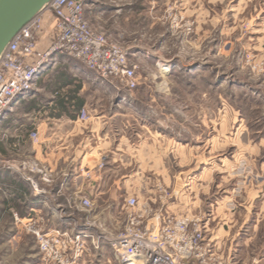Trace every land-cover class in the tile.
Returning a JSON list of instances; mask_svg holds the SVG:
<instances>
[{
    "label": "crops",
    "instance_id": "0c3cea01",
    "mask_svg": "<svg viewBox=\"0 0 264 264\" xmlns=\"http://www.w3.org/2000/svg\"><path fill=\"white\" fill-rule=\"evenodd\" d=\"M186 2H175L179 11L187 10ZM103 12L99 0H94L85 9L84 16L86 19L90 14L100 16ZM210 16L213 18L212 9ZM49 25L50 20L44 26L46 31ZM49 41L46 39L43 46H47ZM80 66L74 60L56 58L37 78L28 96L11 106L0 120V163L34 159L57 176L51 189L42 196H34L28 183L16 179V174L1 172L0 190L4 187L3 191L8 193L11 201L4 204V210L10 211L11 207L22 209L20 217H42L51 227L64 226L58 219L57 210L68 204L66 191H81L84 197L93 200L92 203L97 197L107 196L108 200L104 202L110 203L111 198H116L117 192L122 191L121 186L129 183L134 188L139 172H171L172 142H185L189 136L184 129L186 127L178 125L180 131L176 139L172 134L175 126L163 114L152 112L154 106L161 107L154 105L156 98L159 100L161 97L163 103L165 100L170 102L168 91L163 89L161 92L147 91L149 99L144 107L140 104L139 94L130 95L134 120L139 121L140 110L143 109H147L146 118L151 117L149 114L152 112L155 119L143 125L145 132L140 134L137 131L135 135L125 136L120 126L121 106L94 99L85 91V86L90 81L99 85L100 90L109 93L107 102L118 98L121 92L112 90L95 74ZM167 68L163 66V71ZM88 74L91 79L87 78ZM209 83L212 88V78ZM198 93L195 95L200 104L207 95ZM77 99L83 102L80 108L75 106ZM162 107L165 110L164 104ZM82 108L90 115L89 122L85 124L77 119ZM228 123L231 126L230 121ZM152 128L156 130L154 134ZM217 129L218 125L210 122L209 150L208 144L201 139L203 132L194 137L195 141L204 144L202 152L207 150V155L202 158L205 161L200 160V167L194 169L198 172H186L183 179L174 177V181L168 178L175 193L164 213L177 218L201 215L206 225V239L227 264H264V117L262 126L258 128H252L246 117L240 115L237 121L232 122V135L228 138L232 147L228 172H213V163L218 162V158L213 157V153L218 152L215 150ZM32 132L37 134L36 142L29 137ZM182 149L179 148V153L185 152ZM197 158L199 156H192L191 160ZM209 161L211 172H206L205 166ZM240 165H243L242 172H239ZM120 172H130L127 180L122 175L116 180ZM103 248L104 245L95 252L93 259H87L84 264H111L110 260H103L106 254Z\"/></svg>",
    "mask_w": 264,
    "mask_h": 264
},
{
    "label": "rangeland",
    "instance_id": "374dc122",
    "mask_svg": "<svg viewBox=\"0 0 264 264\" xmlns=\"http://www.w3.org/2000/svg\"><path fill=\"white\" fill-rule=\"evenodd\" d=\"M176 1L99 0L104 12L100 16L90 14L86 18L93 31L104 34L109 42L126 50L129 62L135 67L137 88L133 92L119 91L122 99L118 96L107 102L109 93L100 90L99 85L90 81L85 86V91L94 99L121 106L119 117L124 135L145 132L143 125L155 119L152 112L163 114L175 126L172 127V134L176 139L180 131L178 125L186 127L184 129L189 133L187 141L172 142L171 172H139L134 188L129 183L121 186L122 191L117 192L116 198H111V204L104 202L107 196L97 197L92 203L93 200L84 197L81 191H66V213L76 218L84 217L86 213H76L70 208L78 207L80 199H88L92 205L89 221L108 237H116L124 231L127 216L132 212L126 209L125 202L132 197L139 202L135 210L137 214L146 206L151 210V216L157 213L162 219L177 218L164 213L165 206L175 193L168 178L174 181V177L183 179L186 172H198L195 170L200 167V160L205 161L202 158L207 155V150L202 152L204 144L195 141L194 137L203 132L201 139L208 144L209 150L210 122L218 125V140H215V150L218 152L213 153L218 162L213 163V172H228V157L232 151L228 138L232 135V122L237 121L239 115L246 117L252 128L263 124L264 80L251 68L254 63L264 60V0H187L186 11H179ZM210 9L213 10V18ZM200 12L204 15H200ZM61 58L69 60L64 56H58L57 60ZM164 65L168 67L166 71H163ZM86 76L92 78L89 74ZM211 78L212 88L209 83ZM162 89L168 91L170 102L165 100L163 103L161 97L159 100L156 98L154 105L161 107L154 106L149 114L151 117L147 118V109L140 110L139 121L134 120L130 95L139 94L140 104L144 107L149 99L146 92H161ZM198 92L207 95L200 104L195 95ZM162 104L165 110H162ZM155 131L151 129L153 134ZM179 148L185 152L179 153ZM192 156L199 158L191 160ZM26 161L45 168L29 158L12 163L19 165ZM207 163L206 172H211V162ZM242 170L243 165H240L239 172ZM47 173L51 175L50 185L42 183L38 173L14 172L16 179H30L45 192L53 187L57 179L55 173ZM121 175L127 180L130 172L118 173L116 180ZM3 190L4 187L0 190V264H40L35 237L27 233L24 222L14 221V214L23 218L19 216L22 209L11 207L10 211L4 210V204L11 201ZM192 216H199L203 220L201 215L183 217ZM103 249L106 251L103 260H110L114 264L110 247L104 245ZM218 257L222 264H227L224 258Z\"/></svg>",
    "mask_w": 264,
    "mask_h": 264
},
{
    "label": "built area",
    "instance_id": "2783aa9c",
    "mask_svg": "<svg viewBox=\"0 0 264 264\" xmlns=\"http://www.w3.org/2000/svg\"><path fill=\"white\" fill-rule=\"evenodd\" d=\"M93 1L51 0L11 39L0 55V120L11 106L28 96L37 78L58 56L78 62L117 92L137 88L128 52L88 25L84 12ZM251 69L264 80V60ZM77 119L85 124L89 120L87 110L82 108ZM29 137L33 142L38 138L36 132ZM3 171L38 173L42 183L51 184L50 171L32 161L19 165L1 162L0 173ZM22 179L34 196L46 193L32 180ZM77 205L70 209L86 213L82 218L67 214L63 208L57 210L63 227L48 226L42 217L19 218L14 214V221L24 222L27 233L35 237L40 264H84L102 245L110 247L118 264H222L206 240V225L199 216L162 219L157 213L151 216L146 206L137 214L139 202L132 197L125 202L132 212L124 231L112 238L89 221L92 205L88 199H80Z\"/></svg>",
    "mask_w": 264,
    "mask_h": 264
},
{
    "label": "water",
    "instance_id": "95a60500",
    "mask_svg": "<svg viewBox=\"0 0 264 264\" xmlns=\"http://www.w3.org/2000/svg\"><path fill=\"white\" fill-rule=\"evenodd\" d=\"M51 0H0V55L15 36Z\"/></svg>",
    "mask_w": 264,
    "mask_h": 264
},
{
    "label": "trees",
    "instance_id": "16d2710c",
    "mask_svg": "<svg viewBox=\"0 0 264 264\" xmlns=\"http://www.w3.org/2000/svg\"><path fill=\"white\" fill-rule=\"evenodd\" d=\"M77 91V89L75 90V92ZM83 102L80 100V99H77L76 103H75V106L77 108H80L82 106Z\"/></svg>",
    "mask_w": 264,
    "mask_h": 264
},
{
    "label": "bare ground",
    "instance_id": "6f19581e",
    "mask_svg": "<svg viewBox=\"0 0 264 264\" xmlns=\"http://www.w3.org/2000/svg\"><path fill=\"white\" fill-rule=\"evenodd\" d=\"M165 66V65H164Z\"/></svg>",
    "mask_w": 264,
    "mask_h": 264
}]
</instances>
